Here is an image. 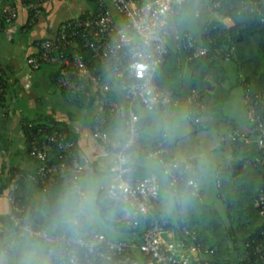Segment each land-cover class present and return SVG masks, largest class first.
<instances>
[{
  "label": "built area",
  "instance_id": "2783aa9c",
  "mask_svg": "<svg viewBox=\"0 0 264 264\" xmlns=\"http://www.w3.org/2000/svg\"><path fill=\"white\" fill-rule=\"evenodd\" d=\"M47 1L50 0H21V7L28 12L30 22L40 15ZM108 1L113 11L102 6L88 17L60 23L54 35L37 43L36 52L27 56L26 64L32 69H39L44 64L54 65L56 75L53 81L58 88L74 99L83 97L87 103L92 100V137L113 159L112 177L106 184L104 197L130 209L131 215L125 220V226L132 231L126 239L113 240L94 230L88 234L65 235L49 234L35 228L17 195L19 174L12 176L8 188L0 193L10 204L9 221L12 227L16 233L43 245L44 260L35 264H98L102 260L113 264H264V188H259L255 200L263 220L259 236L252 244L246 241L241 252L234 251L236 261L217 260L214 250L202 248L196 233L184 225L181 226L182 236L179 239L175 238V232L168 235L165 220L155 215L154 200L159 194L160 182L156 174L143 178L132 176L127 152L131 147L145 153L147 158H158L161 174L169 180L171 188L175 187L180 175L188 174L186 184L192 188L193 195L201 197L193 162L177 158L162 142L145 148L135 111V106L139 105L146 111L165 112L178 103L179 94L160 87L154 76L167 53L170 36L166 30L168 20L179 15L187 0ZM261 1L240 0L239 7L245 10L247 4L254 7ZM208 6L212 16L226 24V18L219 15V2L209 3ZM251 7L250 10H253ZM16 16L17 8L13 5L0 9V21L10 22ZM211 22L212 17L204 22L200 36L175 26L173 40L179 60L186 63L208 54L207 43H213L210 32L215 27ZM79 42L91 52L108 78L103 77L96 67L90 68L86 64L83 55L76 50ZM224 59L229 61V53ZM111 83L124 93L126 104L108 96ZM203 95L193 89L185 94L186 115L196 130L204 127L200 123V116L206 110ZM244 110L250 132L233 128L226 133V137L231 142L260 150L261 155L255 156L252 163L264 166V92L252 94L247 88ZM112 114L124 119L123 129L126 132V140L117 150L111 148V140L105 131L106 118ZM45 139L63 147L64 153L60 161L40 166L37 175L42 182L54 174L59 177L68 175L76 193L83 196L78 181L84 174V167L76 156L75 144L57 132L46 135ZM39 145L37 140H33L30 154L44 161L46 153ZM242 161L243 167L250 162L248 159ZM31 178L34 179L33 176ZM174 197L178 201L176 193ZM140 219L148 223L137 234L135 229ZM5 244L6 250H13L15 240L6 239ZM133 253H137L138 257Z\"/></svg>",
  "mask_w": 264,
  "mask_h": 264
},
{
  "label": "trees",
  "instance_id": "16d2710c",
  "mask_svg": "<svg viewBox=\"0 0 264 264\" xmlns=\"http://www.w3.org/2000/svg\"><path fill=\"white\" fill-rule=\"evenodd\" d=\"M206 1L208 4L218 1L219 15L222 18L231 19L233 24L227 26L219 18L210 14L209 18L212 17L211 25H215V27L210 32L213 43H207L208 54L186 63L183 60H179V52L174 46V26L172 24L185 13L187 0L179 15L173 16L171 20H168L166 28L170 32V36L167 39V53L154 76V81L160 87L175 91L178 94L181 92V89H184L183 86H186L188 91L191 89L205 91L203 98L206 110L200 116V123L204 127L200 129L223 124L228 119L225 106L231 98L232 86L226 87L222 82L225 78L224 74L227 62L232 61L236 64L239 73L243 76V82L247 83L250 88V93L257 94L264 92V0L257 2L254 7L247 4L248 7L245 10L240 9V0ZM250 7L253 10H250ZM184 30L194 35H201V30H199L198 34L196 31L188 28ZM76 50L83 55L84 61L90 68L96 67L103 77L108 78V74L97 65L91 52L83 48L80 42ZM226 53H229V61H225L224 59ZM212 69H216V72L211 76L215 81L214 85H210L205 80ZM55 75L56 69H54V77ZM6 85L2 74H0V106L2 107L4 106ZM108 96L117 102L126 104L124 93L117 88L115 83H111V90L108 92ZM75 100L82 106H93L92 100L88 103L84 101L83 97ZM140 108L139 105L135 106V111L139 117L138 125L141 134L143 119L139 113ZM123 126L124 119L122 117L115 114L107 116L105 131L111 140V148L114 150L119 149L126 140V132ZM114 128H118L120 131V137L116 138L118 140L116 143L114 142V137L112 139L110 132V129ZM21 129L25 137L24 152L26 157L32 160V166L29 169L14 165L6 169L4 166L0 173V193L8 188L11 177L19 174L17 195L25 205L27 214L29 215L28 219L32 226L49 234H88L91 230L100 232L101 230H98L91 223L89 217L90 207H87V204L82 202L84 195L80 196L76 193L75 188L68 179V175L59 177V175L54 174V176H48L44 182L37 175V169L40 166L51 165L60 161L64 153L63 147L46 141V135H51L55 132L62 134L66 140L72 141L75 144V153L78 157L76 137L68 125L63 122H56L49 116H44L39 117L37 120L26 119L21 121ZM33 140H37L40 144L39 148L46 153L44 161L30 154L31 142ZM42 141H44L43 144ZM159 142L165 145L163 138H160L151 146L143 143L145 144V148H150ZM233 143L239 148L246 146L236 142ZM249 147L252 150L251 154H253H248L243 159H248L250 162L245 167L242 166L241 162H238L233 167V170L230 171L231 176H228L229 171H227L226 176L224 174L220 181L218 194L219 196L223 194L222 198L226 207L225 217H221L213 206L202 201V197L199 198L192 194V188L186 184L188 174L184 173L180 175L174 188L169 186V180L162 175L167 181L178 213L174 222L165 220L164 227L165 229L172 227L176 239L182 236L181 226L184 225L196 233L197 240L202 248L214 250L217 260L227 259L236 261L234 251L241 252L246 241L252 244L258 238L263 220L258 214L255 200L259 188H264V166L259 163L253 165V158L259 154L261 155V153L255 147ZM1 148L5 150H9L10 148L9 140H7V136L2 132L0 133ZM127 152L129 154L128 165L131 168L133 177L143 178L151 175L149 172H145L143 167V163L147 158L145 153L133 147L129 148ZM152 159H155L158 164L157 157ZM190 161L195 164L193 160ZM232 175H235L233 179ZM104 192L105 188L102 192L103 197L97 198L94 203V207L98 212L97 214L101 218L109 216V211L117 205H122L105 198ZM27 193H31L32 195L39 193L40 199L38 198L39 200L36 203L34 202V198H29L30 196ZM174 193L177 194L178 201L175 199ZM157 198L154 200V213L157 217L165 219L158 207ZM41 204L45 207L43 210H40L38 207ZM147 223V220L140 219L139 226L135 229V232L137 234L140 233ZM6 224L9 228L8 232H15L9 218ZM113 225L114 227H119V231L123 237L121 240L129 237L132 230L126 228L125 221L121 220ZM5 240L6 238L1 240L0 250L9 252L11 250H6ZM132 255L138 257L137 253H133ZM98 264L113 263L102 260Z\"/></svg>",
  "mask_w": 264,
  "mask_h": 264
},
{
  "label": "crops",
  "instance_id": "0c3cea01",
  "mask_svg": "<svg viewBox=\"0 0 264 264\" xmlns=\"http://www.w3.org/2000/svg\"><path fill=\"white\" fill-rule=\"evenodd\" d=\"M6 5L15 6L17 16L10 22L0 23V74L7 84L4 106H0V133L7 136L10 144L9 150L0 149V173L4 166L6 169L12 165L25 169L32 166V160L26 157L24 152L25 137L21 129V121L49 116L56 122L66 123L76 137L78 157L84 166L85 171L80 178L79 188L84 193L82 202L90 207L91 223L109 238L121 240L123 237L119 227H114L113 224L130 217V209L124 205H117L109 211V216L101 218L94 207L96 199L103 197L102 192L112 177L113 162L111 154L92 137L94 106L85 107L78 104L74 98L54 84V69H56L54 65L44 64L39 69H32L26 64L27 56L36 52L37 43L54 35L63 21L88 17L98 12L102 6L110 10L112 7L108 0H50L44 4L40 15L30 22L28 12L21 7V0H0V9ZM210 14L206 0H188L185 13L175 22L176 25L173 21L171 24L174 28L180 26L178 28L180 30L188 28L198 34ZM226 24L231 26L233 23L231 19L226 18ZM215 72L216 69H212L205 79L210 85L215 84L211 78ZM224 77L222 81L224 86L239 85L241 91L234 101L231 98L227 101L225 108L228 119L223 124L200 130L193 127L186 115L185 94L188 92L186 86L180 90L177 105L172 106L168 111H146L140 108L139 113L143 119L141 129L143 142L151 146L163 138L165 146L174 156L193 160L202 201L204 195L206 196L207 184L213 181L215 196L225 206L223 194L220 196L218 194L220 181L224 174L226 176L227 171H229L228 176H231L230 171L233 167L238 162L242 163L243 158L250 155L252 150L248 145L239 148L226 137V133L231 128H237L245 133L250 132L244 110L245 90L248 88L250 91V88L243 82L242 74L232 61L226 63ZM200 92L205 94L203 90ZM110 132L112 139L113 137L115 139L114 142H118L116 138L120 137L119 129H110ZM212 150H222L224 154L219 156V161L214 165L211 173H208L205 156L212 153ZM143 167L145 172L156 174L160 182L158 207L164 220L174 222L178 214L174 199L156 160L146 158ZM233 176L235 175H232V179ZM36 194L27 193L29 198H34V202L37 203L40 194ZM205 202L211 204L208 199ZM38 207L40 210L45 208L42 204ZM9 214L10 204L5 195H0V243L3 238L15 240L13 250L9 252L0 250V264L42 262L44 248L40 242L24 234L8 232L6 222ZM167 231L168 235H174L172 227Z\"/></svg>",
  "mask_w": 264,
  "mask_h": 264
},
{
  "label": "rangeland",
  "instance_id": "374dc122",
  "mask_svg": "<svg viewBox=\"0 0 264 264\" xmlns=\"http://www.w3.org/2000/svg\"><path fill=\"white\" fill-rule=\"evenodd\" d=\"M241 91V88L239 85H235L232 87V93H231V99H233V101L236 98V95L239 94ZM230 99V100H231ZM232 101V102H233ZM224 154V152H222V150H212V153L206 154L205 156V162H206V170L207 172L211 173V171L214 168V165L217 163V161H219V156ZM215 187H214V183L213 181H211L210 183L207 184L206 187V196L204 195V202L205 200H209L210 203L214 206V208L218 211V214L221 217H225V206L224 204L221 202V200H219L216 196H215ZM210 204V205H211Z\"/></svg>",
  "mask_w": 264,
  "mask_h": 264
}]
</instances>
